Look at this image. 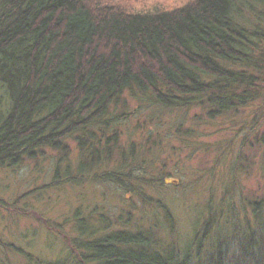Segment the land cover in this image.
<instances>
[{"label": "trees", "instance_id": "1", "mask_svg": "<svg viewBox=\"0 0 264 264\" xmlns=\"http://www.w3.org/2000/svg\"><path fill=\"white\" fill-rule=\"evenodd\" d=\"M133 9L116 0H0V169L50 155L43 188L78 186L102 164L125 165L112 123L132 114L130 102L194 107L212 122L264 96V0ZM116 172L103 180L122 183L109 176ZM74 218L68 264H187L153 232L112 229L102 213L96 222Z\"/></svg>", "mask_w": 264, "mask_h": 264}, {"label": "rangeland", "instance_id": "2", "mask_svg": "<svg viewBox=\"0 0 264 264\" xmlns=\"http://www.w3.org/2000/svg\"><path fill=\"white\" fill-rule=\"evenodd\" d=\"M116 1L153 11L188 0ZM128 107L132 114L112 123L123 166L115 159L78 186L64 181L53 188H43L52 176L50 155L0 169V264H68L75 211L88 222L102 213L112 229L153 232L174 242L187 264H264V96L212 122L198 108H164L147 98ZM178 127L192 131L183 136ZM70 157L75 162V153ZM115 171L109 176L122 183L103 180Z\"/></svg>", "mask_w": 264, "mask_h": 264}]
</instances>
